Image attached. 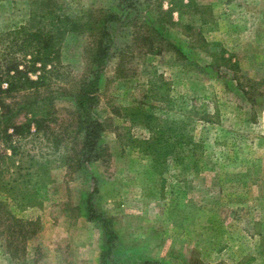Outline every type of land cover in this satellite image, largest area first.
I'll return each instance as SVG.
<instances>
[{
  "label": "rangeland",
  "instance_id": "374dc122",
  "mask_svg": "<svg viewBox=\"0 0 264 264\" xmlns=\"http://www.w3.org/2000/svg\"><path fill=\"white\" fill-rule=\"evenodd\" d=\"M58 1L71 15L102 9L125 14L122 0ZM189 1L183 15L175 10L171 17L158 12L155 0H140L114 26L116 50L96 108L107 123L104 160L69 172L64 148L50 154L43 141H26L32 153L49 155L52 169L43 180L32 177L36 205L13 209L21 218H39L41 226L20 259L0 241V264H102L103 231L84 207L94 179V206L119 232V250L107 264H264V0ZM30 2L0 0V32L28 24ZM163 5L169 8V0ZM152 18L180 41L186 59L147 52L139 36H148L146 20ZM85 40L74 36L65 43L63 63L75 75L83 70ZM223 55L237 74L214 66ZM152 80L167 81L165 102L154 98ZM58 106L72 104L61 100ZM133 107L186 125L196 150L155 170L134 141L150 133L143 114L127 115Z\"/></svg>",
  "mask_w": 264,
  "mask_h": 264
},
{
  "label": "trees",
  "instance_id": "16d2710c",
  "mask_svg": "<svg viewBox=\"0 0 264 264\" xmlns=\"http://www.w3.org/2000/svg\"><path fill=\"white\" fill-rule=\"evenodd\" d=\"M139 1L122 0L125 3L123 15L113 9H102L80 16L66 13L58 0H31L28 24L0 32V241L13 259L26 254L27 241L41 226L39 218L17 216L13 205L19 208L35 206L39 193L37 183L31 189L32 177L43 180L52 169L49 155L32 153L26 149V141H43L50 154L60 153L64 148L62 160L69 172L87 170L90 163L104 160L106 149L102 136L107 123L96 112L100 85L107 62L116 50L114 26L124 17H130ZM144 1L150 3V0ZM155 1L158 12L171 17L175 10L183 15L181 9L191 3L169 0L170 7L165 9L164 0ZM146 22L150 24L148 36L139 37L146 43L148 53L172 51L178 58L186 59L180 41L169 33L161 20L152 18ZM74 36L86 39L81 51L84 66L79 75L63 63L65 43ZM221 58L222 64L214 66L224 65L225 72L229 69L237 74L239 69L232 60L225 55ZM163 82L152 80L149 85L157 90L154 98L160 102L169 98L165 91L167 81ZM242 92L247 94L248 91L242 87ZM61 100L72 106L60 108L58 102ZM128 112L131 116H145L141 122L150 135L135 137L134 141L137 147L150 154L155 170L163 171V166L173 156L181 154L180 160H183L196 150L198 142L189 134L186 125L170 119L161 122L157 115L139 107L130 108ZM94 184L86 194L84 207L87 219L101 226L105 241L100 261L107 264L119 250V232L108 215L96 210L94 196L98 188L95 179Z\"/></svg>",
  "mask_w": 264,
  "mask_h": 264
}]
</instances>
